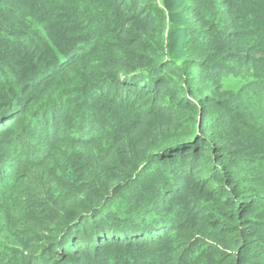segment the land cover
<instances>
[{
  "label": "trees",
  "instance_id": "trees-1",
  "mask_svg": "<svg viewBox=\"0 0 264 264\" xmlns=\"http://www.w3.org/2000/svg\"><path fill=\"white\" fill-rule=\"evenodd\" d=\"M0 264H264V0H0Z\"/></svg>",
  "mask_w": 264,
  "mask_h": 264
}]
</instances>
